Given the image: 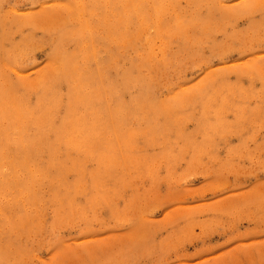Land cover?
I'll return each instance as SVG.
<instances>
[{"label":"rangeland","instance_id":"1","mask_svg":"<svg viewBox=\"0 0 264 264\" xmlns=\"http://www.w3.org/2000/svg\"><path fill=\"white\" fill-rule=\"evenodd\" d=\"M112 1L0 0V89L16 87L14 102L28 82L36 104L39 87L59 72V54L81 61L84 7L82 19L97 31L84 42L103 64L87 67L129 73L135 82L121 103L137 115L124 126L135 132L132 159L97 189L92 162L55 185L39 176L35 206L11 208L13 196L0 189V264H264V0H145V31L133 9L124 12L127 0ZM157 7L166 10L161 33ZM110 11L124 15L132 36L118 50ZM107 102L104 95L102 110ZM18 213L29 218L25 229Z\"/></svg>","mask_w":264,"mask_h":264},{"label":"bare ground","instance_id":"2","mask_svg":"<svg viewBox=\"0 0 264 264\" xmlns=\"http://www.w3.org/2000/svg\"><path fill=\"white\" fill-rule=\"evenodd\" d=\"M78 1L81 2L82 0ZM137 1L127 0V2L123 4V10L125 12L133 9L135 12L134 15H138L136 18L139 21L137 22L139 23L140 31H145L147 26H145L144 23L147 15L145 17L141 14L144 9L141 5L144 4L143 2L145 0H140L141 2L138 1L141 4ZM122 2H124V0ZM94 5L96 4L94 3ZM114 5L115 3L113 4V7L109 6L110 8L120 7L119 5V7ZM159 5L161 6L162 4L159 3ZM98 8L99 7H97V10ZM78 10L80 11V17H78L79 36L82 40L81 42L79 41L80 44L77 47V57L80 56L82 58L81 61L79 62L73 55L61 52V54L58 55L54 52V55H58L56 56L59 72L51 78L48 84H42L39 87L40 89L37 90L36 97L37 102H35L36 104L34 106L30 105L28 101L30 100L28 93L31 88L26 84L28 82L20 85L22 88V94L19 99L18 97L15 98L16 102L12 100L14 99V91H12V89H15L16 87H12V89H0V189L2 188L5 191V197L9 198L13 196L12 199L9 200L11 208L18 206L26 207L27 204L31 206L36 205V198L39 196L35 193L34 183L39 176H42V174H46V178L50 185H55L56 180H59L61 176L68 174L69 172H73L77 175L82 173L84 175L86 173V162H92L96 165V169L89 170L88 175L91 177L92 187L97 189L101 184L104 175H108L118 167L123 166L122 163L124 162V164L127 165L129 160L132 159L130 152L135 148L133 145L135 132L126 130V127L124 126H126L127 121H129L134 115V112H132L134 105L132 108H129V106L125 107L122 104H125V102L121 103V99L123 91L126 88L129 89L130 84H133L135 81H133L130 74L126 72L121 76L118 74L117 78L109 77L111 75L107 76L106 73L104 74V71H102L104 67L102 69H97L94 72H90L87 65L91 62L99 63L101 57L95 46L92 47L89 43L84 42V35L89 38L88 40L93 42L94 35L97 31L93 27L95 25L90 24L88 20L84 21L82 19L81 16L85 12L84 7H80ZM152 11L149 13L147 12V14H152ZM165 13V8L157 7L156 28L160 33L162 32V16H164ZM114 14L110 11V15H113V19L117 17L115 25L119 28V32L116 31V46L114 48H117L118 50L120 47L122 48L124 44L128 43L129 38L132 36L127 35V32L123 30V27L126 24L121 18H123L124 15L121 17L122 14L119 15L117 12ZM117 14L121 18L118 17ZM151 16L152 15H150V19ZM106 17L108 16L104 15V18ZM89 19L91 18L89 17ZM127 19L128 18L125 20ZM132 19L134 20L133 17ZM130 24H132V26L134 25L133 23ZM111 31H114V29L111 28ZM65 35L64 37H62L63 35L61 37L65 39ZM110 49H112V47H110ZM104 62L106 63V60H104ZM100 63L102 64V62ZM103 78L108 80L110 86H105ZM39 79L38 82L41 83L47 80V78H43V76H40ZM18 82L20 83V81ZM4 85L5 84H3V86ZM13 85L14 84H12V86ZM63 87L66 88L65 94L62 92ZM104 95H106L107 103H109V105L102 110L100 103L102 102ZM172 95L170 96L172 97ZM173 96L175 97L176 95ZM131 103L133 102H130V104ZM62 108L65 109V115H60L59 117L58 113ZM103 111L105 114L108 113L109 116L103 118ZM144 118H146V116ZM148 119L149 118H147V120ZM132 128L135 129V127ZM137 131L139 132L140 130ZM9 140H13L11 142L15 143V147L14 151L8 154L6 153V146ZM4 154L5 157L3 156ZM43 154L46 156H43ZM122 155L127 159H124ZM77 156H82L83 159L79 160L76 158ZM43 161H47L46 165ZM1 164L6 170L2 169ZM78 184V180L72 184L73 190H75L74 188L76 187L81 188ZM15 192H18L21 198L26 195L27 202L25 203L21 198L13 195ZM57 192V189L53 190L52 200L58 199ZM18 202H20L19 205ZM25 215L27 214L18 213L16 216V220L20 221V223H18L23 226V229L29 224V218Z\"/></svg>","mask_w":264,"mask_h":264}]
</instances>
